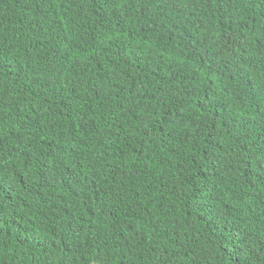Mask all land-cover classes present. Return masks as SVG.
I'll return each mask as SVG.
<instances>
[{"label":"trees","instance_id":"obj_1","mask_svg":"<svg viewBox=\"0 0 264 264\" xmlns=\"http://www.w3.org/2000/svg\"><path fill=\"white\" fill-rule=\"evenodd\" d=\"M0 264H264V0H0Z\"/></svg>","mask_w":264,"mask_h":264}]
</instances>
